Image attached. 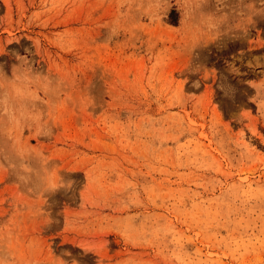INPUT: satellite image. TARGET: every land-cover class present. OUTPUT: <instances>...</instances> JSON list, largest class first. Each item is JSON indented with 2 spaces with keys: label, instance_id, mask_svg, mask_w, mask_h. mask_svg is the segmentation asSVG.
<instances>
[{
  "label": "rangeland",
  "instance_id": "374dc122",
  "mask_svg": "<svg viewBox=\"0 0 264 264\" xmlns=\"http://www.w3.org/2000/svg\"><path fill=\"white\" fill-rule=\"evenodd\" d=\"M0 264H264V0H0Z\"/></svg>",
  "mask_w": 264,
  "mask_h": 264
}]
</instances>
